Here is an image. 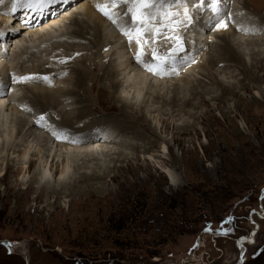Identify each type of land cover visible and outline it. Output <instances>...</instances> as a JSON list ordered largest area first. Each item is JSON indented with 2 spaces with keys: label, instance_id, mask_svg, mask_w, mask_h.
<instances>
[{
  "label": "rangeland",
  "instance_id": "374dc122",
  "mask_svg": "<svg viewBox=\"0 0 264 264\" xmlns=\"http://www.w3.org/2000/svg\"><path fill=\"white\" fill-rule=\"evenodd\" d=\"M92 1L103 3L102 0H78L77 2L86 5ZM60 2L59 5L64 1ZM210 3L211 0H181L184 11L187 8L189 10L190 7L197 11L196 14L192 13V22L197 20L199 23L213 20ZM75 4L76 2L61 13L56 18L58 20H53L57 23L54 27L53 25L48 27L49 22L38 28H43L45 31L48 27L49 30L47 28L43 33L53 34L52 36L57 35V31L60 35L68 28L72 29L73 25L70 22L73 23V16L70 20L67 16L76 9V6L73 7ZM220 8V15L211 22L213 27L209 32L206 33L208 31L206 29L202 30L203 43L198 44L192 39L190 25H181L176 35L183 37L186 48L184 55L189 58L182 63L185 70L171 78H165V81L192 79L187 89L179 91V98L186 100L195 98L191 95L193 89L194 93L198 91L206 93L209 104L204 105L197 96L192 101L194 105L186 109L164 107L163 101L154 98L155 93L154 97L147 95V99H150L146 104L149 107L146 112L147 119L156 129L160 143L163 142L167 150L158 144L152 148L147 146L146 151L135 152L123 149L128 158L120 162H117V159L114 162L111 160L109 179L102 181L104 183L102 186H95L94 189L83 192V195H65L58 200L53 196L46 197L45 193L38 189L39 180L36 181L35 175L39 167L43 168L44 161L41 159L31 167L28 173L20 172L21 167H26L30 158L37 160L39 153V146L37 143L34 144L32 138L26 140L28 137H24L25 139L17 137V124L14 121L20 116H25L28 121H31L32 129L38 128L33 129L37 135L48 136L55 143L53 154L55 151L57 155H60V151L64 154L68 152V149L61 150L60 146L65 144H60L57 141L58 137L55 139L53 137L55 130L60 129L59 126H53L50 121L45 120L42 122L44 128L36 127V121L41 117L38 115L42 113H38L22 100L23 95L25 98V90H21L16 85L18 83L11 80L4 89H0L2 92L0 102L1 100L4 102V110L1 111L3 120L5 119L3 130L12 143L20 144L18 153L10 155L4 151L3 155H0L6 158V163L8 161L12 168V172L6 175L3 182H0V264H237L239 261H243L240 262L241 264H264V218L250 216L251 210L259 206V196L264 188V41L262 45L248 46V43H245L242 46L249 51L254 49L257 53L256 56L250 55L251 57L247 58V61L255 66L249 74L240 66L227 62L211 66L210 69L204 67L209 57L208 51L213 46L224 45L223 41L226 39L230 41L229 37L221 36L232 33V30H228L231 24L236 26L238 21V25H242L240 19L245 25L247 21L251 23L253 18L255 25L254 23L246 25L252 26L253 30H257L256 34H260L253 36L261 37V40L264 38L262 33L264 31V0H222ZM234 10L240 19L237 18ZM239 10L244 12L240 13ZM65 16L67 22L63 21ZM223 16V19L229 17V20L225 19L228 23L227 29L219 27ZM124 17L122 10L121 18L117 20V23L104 19L103 22H99V28L105 30L108 39L110 37L109 40H112L113 47L111 46L110 49L118 52L115 59L119 61V55H121L120 60L123 58L124 61H122L127 62L126 65L129 66L130 71L134 70L131 63L137 62L136 53L139 49L135 41L128 43L124 39L126 37L121 31V21ZM3 18L5 17L0 16V22ZM38 28H28L22 35L24 36L25 32L30 33L33 29L35 32ZM200 30L197 31L200 32ZM18 35L21 40L24 39L22 35L16 34L17 37ZM243 35L240 34L238 37L243 40L252 36ZM43 38L36 36L35 40L41 43L34 40L31 41L33 42L30 43L31 46L34 42L38 43L34 46L43 44L44 48L61 44V42L51 43L47 41V38L44 40ZM10 40L6 39L0 43V50L5 51V56L0 57L2 61L0 77L11 75V69L20 65L22 61L24 62L22 65L26 66L31 62L29 60L31 56L35 54L29 55L30 53L25 51L24 41L17 47ZM171 46L170 42L163 40L157 44L160 52H167ZM110 52L109 50L105 54ZM146 53L147 56L151 54L150 48L146 50ZM210 53L212 54V51ZM99 60L101 61L100 58ZM105 61L107 62L108 59ZM143 66L137 62L140 71ZM125 73L119 76V79L123 81L126 78L125 85L119 89L121 90L119 93L127 89L135 91V88H138L136 85L133 89L128 87L126 83L129 72ZM148 74L150 73L147 72L144 75L148 76ZM71 75H73L72 71L67 70L61 75V79L68 76L66 79L68 80ZM130 77L135 79L137 75L131 72ZM149 78L152 80L157 78L158 82L160 79L152 75ZM214 78L236 88L239 96L230 97L225 104L221 105L211 100L220 95V90L214 86ZM62 80L58 79L61 82ZM31 83L36 85L33 81ZM101 84L98 83V86ZM126 85L128 88L125 87ZM193 85L194 87L191 88ZM144 91L143 94L141 93V98H144L146 93ZM171 95L173 96L169 92L164 96L170 98ZM90 96L94 100V94ZM75 107L71 99L69 109ZM157 108L160 110L157 111ZM104 116L106 117V115H99V118ZM56 117L60 123V118ZM38 124L41 125V123ZM135 126L139 125L135 124ZM26 128L29 129V126ZM62 129L65 131H60L61 137L69 135L71 138V130ZM127 140L135 146L143 145V141L133 136H128ZM112 157L117 158L118 155ZM56 158L52 172L54 174L55 169L58 168L57 174L52 178L48 175L51 186L56 184L62 169L61 160L59 163L58 157ZM100 158L104 159L102 156ZM0 163V169H4L5 163L2 165L1 160ZM93 164L96 163L84 164L86 169H81L79 172L87 171L88 166L94 167ZM72 170L71 168L69 172L72 173ZM170 173L174 180L170 177ZM112 177L117 178L115 182L112 181ZM248 193H250L249 197L245 198ZM261 205L264 208V200ZM252 218L258 223L259 230L254 235L253 243H246L241 247L238 242L249 238L254 229L252 222L249 221ZM229 220L230 223L227 222ZM242 254L244 256L240 257Z\"/></svg>",
  "mask_w": 264,
  "mask_h": 264
},
{
  "label": "bare ground",
  "instance_id": "6f19581e",
  "mask_svg": "<svg viewBox=\"0 0 264 264\" xmlns=\"http://www.w3.org/2000/svg\"><path fill=\"white\" fill-rule=\"evenodd\" d=\"M60 1L62 0H58V3L55 4L56 6H58V9L61 8V6H59ZM70 1H72V4L76 2V4L73 6V7L76 6V9L74 10L72 9L73 12L69 14L70 16H67L69 20L71 19L70 17L73 16L72 19H74V21L73 23L70 22L73 25L71 26L73 28L72 29L68 28L69 31L68 30L63 31L60 35H58L59 32L57 31L58 34L57 33L56 34L58 36L57 35L52 36L53 34H49V35L45 34L43 33L44 31L43 28L40 29L38 27H37L38 30L35 29L36 30L35 32H33L34 30L33 29L28 34L25 32L23 36L22 35L23 31L27 30L29 27H26L24 25H18V24H16L17 25L16 26L15 22L10 24V21L8 18H3L2 21L0 22V29L2 28L0 32L5 33V37H7V41L11 39L12 42H14V44L17 47L22 45V41H24L25 44L23 43L24 45L23 48L25 49V51L28 54L30 53L29 55L33 53L37 54V55L33 54L31 56L32 58L35 55L34 58H32V60L31 58L29 59L31 62L28 63L26 66L22 65V63L24 62L22 61L23 59H21L22 63L20 65L18 64L13 69L10 68L12 70L11 75L0 77V83H3L6 86L11 82V80H13L14 76L26 75V76H37V77H44V76L50 77V82H46L44 80L38 79V80H33V82H35L36 85H34V83L32 85L31 82H30L31 84L18 83L16 85H18L21 90L23 89L25 90V98L23 97L24 96L23 95L22 100H24L26 104L30 105L32 108L37 110L38 113H42V114H39L38 116H44L46 118L45 120L51 122V125L59 126L60 129H57L54 132V135H53L54 139L56 137L62 136L60 135V131L62 132L65 131L62 128L70 129L71 130L70 132H72L70 134L71 138L69 137V135L68 137L66 135V137H61L57 139V141L60 144L61 143L65 144V145L60 146L61 150L62 148L68 149V152L63 151L64 154L63 153L61 154V151H60V155H57L56 151L53 154V148H54L55 143L48 136L37 135L36 132L33 131V129L35 130L38 128L32 129V127H30L31 121H28L25 116L24 117L20 116L19 119H16L14 121L17 124V133H18L17 137L18 138L21 137L23 139L28 137L26 140H28L29 138H32V141L34 142V144L37 143V146H39V153L37 156L38 159L36 160V159L30 158L27 162L26 167H21L20 172L28 173L31 167L35 165L39 159L43 160L44 161L43 168L41 167L42 168L41 169L39 167V170H37L35 174L36 181L39 180L38 189L42 193L44 192L46 197L53 196V198L57 200L61 199L62 196L65 197V195H68V196L77 195V194L80 195L83 192L94 189L95 186L97 187H99L100 185L102 186L104 184L102 181L106 180L108 177L111 176L109 164L114 162V160L116 159H117V162H120L123 160L125 161L128 158L127 155H125V151H123V149H130L136 152L137 150L146 151L147 146H150V148H152V147H155L157 144L161 145L164 148L166 147L163 142L160 143L159 138L157 137V134H156L157 133L156 129L152 127L151 123L147 119L146 112L149 107H147L146 104L150 100V99H147L148 97L147 95L153 96L155 93L156 95L155 97L154 96L153 97L159 101H163L162 104L165 105L164 107L166 106H171L172 108H182L183 107L186 109L187 107L194 105L192 101L195 100L197 96L200 97L204 105L209 104V101L206 98V93H201L199 91H198L199 93L198 92L194 93L195 91H193V89L191 90L192 92L191 95L195 96V98L193 99L191 98L188 100L179 98L180 97L179 91L183 90L184 88L187 89L189 87V83H190L189 81H191L192 79L186 80V81L182 79L181 80L171 79V80L165 81V78L167 79L171 78L172 76L185 70L182 63L184 60L189 58L188 56H186L184 60L178 61L175 64L174 69L172 67H168L166 73L162 75L149 72L147 68H145L144 66H143L142 71H140L139 68L137 67V62L133 60H132L133 62L131 61L132 62L131 66H133L134 70L131 69L129 71V66L126 65L127 62L125 61L124 63L123 58H122L123 61L120 60V58L122 57L121 55H119V61L115 59L116 58L115 55L116 54L118 55V52L110 49V47L113 45L112 40H109L110 37L108 39L107 33H105V30H101L99 28L100 27L99 22H101L104 19H108V18L105 17L97 9L96 5L98 4V2L92 1V2L87 3L86 5H82L83 3L79 4L77 2L78 0H70ZM102 1L104 3V0ZM202 8H205V7H202ZM224 8L226 7L224 6ZM187 9L185 11L187 12L188 16L193 18L192 13H194L195 10L192 7H190L189 10ZM238 12L243 13L244 11L241 12L239 10ZM212 14L214 15L213 20L215 21L216 15L214 13ZM237 16L234 15L233 17H237ZM60 17L62 18V16ZM67 17L65 16L63 18V21ZM249 17L252 18L251 16ZM180 18L184 19V17H180ZM223 18L224 16L222 17V19ZM237 18H239V16ZM127 20H128V17H124L122 19V21L125 22V25L127 23ZM226 20H229V17H227ZM212 21L210 19L207 23L206 21L199 23L197 20L193 22L191 20V22L187 24L191 26L190 32H191L192 39L196 40L198 44L203 43L202 41H204V40H201V38H203L204 36V34H202V30L206 29L208 30L206 31V33H208L209 30L213 27V25H211ZM242 21L243 20L240 19V22L242 23V25H238V21L237 22L234 21L237 23L238 26L236 24H235L236 26H233L234 24L230 25L232 27L229 26L228 30L229 31L232 30V33H230L229 35L224 34L223 36H221V37H225V36L229 37L230 41L228 39L226 40L223 39L224 40L223 42H225V44L222 45L221 47L213 46L211 49L209 47L210 51H208V53L206 52L209 57H208V60L205 61L204 67H206L207 69H210L211 66L213 67V66L220 65L224 62H227V63H233V64L240 66L244 72L249 74V71H251L254 65L250 61H247V58L248 56L251 57L250 55L254 56L257 53L255 52L254 49L249 51L247 48L245 49L242 48V46H244L245 43H248V46L249 45L254 46L256 44L262 45L264 38L261 40V37H256L257 35L258 36L260 35L259 33L256 34L257 30H253L252 26L248 27L246 25L248 21L245 25L243 24ZM252 23H254L253 18H252L251 23L249 22L248 25L249 24L251 25ZM55 24L57 23L55 21H52L47 26L49 27L53 25L52 27H54ZM59 26H60V23H59ZM48 27L45 28L44 32H46V29ZM197 30H200V32H198ZM262 33H264V31ZM16 34L22 35L24 39L22 38L21 40L20 36L18 35L17 37ZM240 34L252 35V36H248V38H244L242 40L240 39L241 37H238V35ZM253 35H256V36H253ZM36 36L47 38V41L51 43L61 42V44H58L55 46L53 44V47H50V48L48 47L44 48L45 46H43V44L42 46L39 45L36 47L34 46V44L37 45L40 42V41L35 40ZM123 36L125 35L123 34ZM125 37L127 38V36ZM126 38L124 39L126 40ZM249 38H251L252 40H250ZM256 38H257V41H256ZM34 40L37 41L38 43L34 42L33 46H31V44L33 43V42L31 43V41H34ZM120 40L122 41V39ZM3 41H4V38L0 39V43H3ZM161 44H164V43H161ZM155 46L157 47V45ZM109 50L111 51L110 54L108 53L106 55L105 53L108 52ZM211 51H212V54L210 53ZM4 54H5V51L0 50V56L4 57L5 56ZM11 56L13 57V55ZM99 58L101 59V61L99 60ZM146 58H147V55H146ZM106 59H108L107 62L105 61ZM61 60H64V61L69 60V61L68 62L66 61L65 64H63L60 62ZM15 61H17V58ZM1 62L2 61H0V64ZM101 62H103L104 64L102 65ZM82 64L85 65V67ZM28 66H29V69L31 68L30 70L28 69ZM25 68L28 70L26 71ZM67 70L72 71L73 75H71L68 80H66L68 76L66 78L63 76L64 79L62 80L61 75H63V73H65ZM28 71H31V72H28ZM125 72H129L127 75V77L129 76V78H127L129 83L128 82L126 83L129 85L128 87H131L133 89L137 86L138 88L137 89L135 88V91L127 89V91H124L123 93H119L121 91V90L119 91V89L124 87L123 85H125L124 83L126 80V78L124 81L119 79V76L124 74ZM131 72L135 73V75H137V78L133 79L132 77H130ZM147 72L150 74H148V76H145ZM223 72L224 70L221 71V74ZM151 75L153 77L160 78L159 82L156 81L158 80L157 78L153 80L151 79L152 77L149 78V76ZM58 79L62 80V82L58 81ZM213 80H214V86H216L220 90V95L218 97L216 96L213 97L211 100L217 101L219 105L225 104L230 97L239 96V93H237V91L235 90L236 88L226 85L223 81H219L216 78H214ZM136 81L137 83L135 84ZM39 83H42V85H38ZM98 83H102V84L98 86ZM59 85L61 86L60 88H59ZM125 87H127V85ZM158 87L160 89H158ZM192 87H194V85L191 86V88ZM245 89L247 90V88ZM122 90H124V88ZM144 90L146 91V93L144 95V98H141V95L143 94ZM162 91H166V92L161 93ZM169 92L173 94V96L171 95L172 97L168 98L167 96H164V95H167ZM92 93L94 94V97H93L94 100H92L90 96V94ZM12 95L14 96V94ZM130 95L132 97H130ZM10 99L11 101H14L13 98H10ZM71 99H73L76 107L69 109V101ZM3 103L4 102L1 100L0 102V140H1L0 144L2 143V147L0 148V152H1L0 155H3L4 151H7L11 155V154L18 153L20 151L18 149V145L20 146V144L15 145L14 143H12V141L9 140L7 135L5 134V130H3L4 120H5V119L3 120V115L1 113V111L4 110ZM61 106H64V107H61ZM130 110L133 112H131ZM156 110L158 111L160 110V108H157ZM99 115H106V117L104 116V118L103 117L99 118ZM56 116L60 118V123ZM5 123L8 124V122H5ZM37 124H36V127L44 128V124L43 126L39 124L37 125ZM135 124H138L139 126L136 127ZM27 126H29V129L26 128ZM3 135H4V139H3ZM128 136H133L135 139L143 141V145L141 144L143 147L139 145L135 146L134 143H131V141H128L127 140ZM72 137H74V139H72ZM20 141H22V139H20ZM67 145H70V146L67 147ZM71 147L73 150L71 149ZM113 155H118V157L114 158L112 157ZM100 156L104 157V159L102 160ZM56 157H58V162L61 160L60 165L62 169L60 170L59 178L56 180V184L54 186H51L50 177L52 178L53 175H56L57 169H58V168L55 169V172L53 174L52 167H54L55 165L53 163L56 161L57 159ZM0 160L2 161V165L5 163V168L0 169V182H3L5 180L6 175L12 172V168L10 167V163L8 161L6 163V158H4V156L0 157ZM111 160L112 162H110ZM94 162L96 163V164H93L94 167L88 166L87 171L83 173L79 172L81 169H86L84 164H88V163L92 164ZM71 168L73 169L72 173L71 171L69 172ZM48 175H50V177ZM170 177L173 179V176L171 173H170ZM116 179H117L116 177H112L113 182H115ZM171 183H173L172 180H171ZM248 239L249 238L243 239L240 243V246L242 247L246 243H249ZM245 240L247 241L245 242Z\"/></svg>",
  "mask_w": 264,
  "mask_h": 264
},
{
  "label": "snow or ice",
  "instance_id": "6c2138e0",
  "mask_svg": "<svg viewBox=\"0 0 264 264\" xmlns=\"http://www.w3.org/2000/svg\"><path fill=\"white\" fill-rule=\"evenodd\" d=\"M57 3L58 0H13L11 11L15 12L18 7H22L36 8L43 12ZM221 3L222 0H211L209 5L216 16L220 15ZM2 4H4V0H0V5ZM96 7L113 23H117V20L121 18V10H123V15L128 17V20L126 25L124 21H121V31L128 37L129 43L135 41L138 45L136 60L143 64L149 72L158 75L165 74L168 67L174 69L178 61L186 58L183 37L176 33L181 25L190 23L192 17L183 10L181 0H105L104 3H98ZM181 16L184 19H181ZM219 27L227 29V21L220 19ZM170 33L171 35H169ZM4 37L5 33L0 32V39ZM161 40L172 44L167 52H160L159 48L155 46ZM149 48L151 54L146 58V50ZM60 62L65 63L66 61L61 60ZM38 79L50 82V77L47 76H14L13 82L29 83ZM4 87L5 85L0 83V89ZM45 119L44 116H41L37 123H41L43 126L42 122Z\"/></svg>",
  "mask_w": 264,
  "mask_h": 264
},
{
  "label": "built area",
  "instance_id": "2783aa9c",
  "mask_svg": "<svg viewBox=\"0 0 264 264\" xmlns=\"http://www.w3.org/2000/svg\"><path fill=\"white\" fill-rule=\"evenodd\" d=\"M262 200H264V188H263V190H262V192H261V195L259 196V206L257 207V209H253V210H251V215L250 216H257L258 218H260V219H263L264 218V208H263V206L261 205V202H262ZM249 221L250 222H252V224H253V227H254V229H252V231H251V233H250V235H249V244H251L250 242H252L255 238L253 237L255 234H256V232L259 230V225H258V223L256 222V221H254L253 220V218L252 219H249ZM253 237V238H252ZM241 241H242V239H241ZM241 241H239L238 242V245L240 246V243H241ZM253 243V242H252ZM238 246V247H239ZM244 255L242 254L241 255V257H243Z\"/></svg>",
  "mask_w": 264,
  "mask_h": 264
},
{
  "label": "trees",
  "instance_id": "16d2710c",
  "mask_svg": "<svg viewBox=\"0 0 264 264\" xmlns=\"http://www.w3.org/2000/svg\"><path fill=\"white\" fill-rule=\"evenodd\" d=\"M249 195H250V193H248V194L245 196V198L249 197Z\"/></svg>",
  "mask_w": 264,
  "mask_h": 264
},
{
  "label": "water",
  "instance_id": "95a60500",
  "mask_svg": "<svg viewBox=\"0 0 264 264\" xmlns=\"http://www.w3.org/2000/svg\"><path fill=\"white\" fill-rule=\"evenodd\" d=\"M240 241H241V240H240ZM240 257H241V256H240ZM240 262H241V261H239V263H237V264H241L243 261H242L241 263H240Z\"/></svg>",
  "mask_w": 264,
  "mask_h": 264
}]
</instances>
